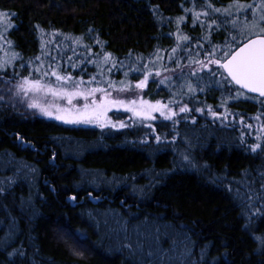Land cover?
<instances>
[{
	"label": "trees",
	"instance_id": "trees-1",
	"mask_svg": "<svg viewBox=\"0 0 264 264\" xmlns=\"http://www.w3.org/2000/svg\"><path fill=\"white\" fill-rule=\"evenodd\" d=\"M209 2L234 0H0V264H264V97L202 68L243 40V10ZM49 65L117 88L152 73L143 96L190 111L71 126L3 92Z\"/></svg>",
	"mask_w": 264,
	"mask_h": 264
},
{
	"label": "snow or ice",
	"instance_id": "snow-or-ice-1",
	"mask_svg": "<svg viewBox=\"0 0 264 264\" xmlns=\"http://www.w3.org/2000/svg\"><path fill=\"white\" fill-rule=\"evenodd\" d=\"M208 7L212 9L213 12L219 13L223 12L227 15H232L230 9L235 7L237 11L243 10V15L245 17L243 27L240 28V34L243 37L242 42H235L236 37H232L233 43H227L224 45V51L220 58H211L208 60L207 64H202V68H207L209 64L218 65L220 69V81H215V83L223 84H233L239 86L235 90V97L239 98L242 96H247L249 94H258L259 97H264V0H259V3L253 4H240L239 0H234L233 4H230L227 8H216L210 2ZM249 9H251V20L249 17ZM190 11V10H186ZM15 15V13H9L5 11H0V23H2L7 17ZM201 13H195V18H199ZM203 15L207 16L208 13L205 12ZM183 17H178L177 20H183ZM238 19V18H237ZM195 23V20H194ZM212 24H216V21H211ZM230 23L233 27H238L237 20H232ZM11 25L8 23L3 24V28L6 31ZM219 26V25H217ZM39 27V25H37ZM43 31V30H41ZM246 33V35H245ZM2 36V32H0ZM183 40H188L189 37L182 36L179 37ZM207 39V37H205ZM97 43H100L97 40ZM220 49V46H214L213 50L209 52L210 57L215 56V52ZM172 52H176L173 48ZM18 53H13V56H17ZM111 54L108 53L104 56L105 62H108ZM39 59V58H37ZM71 59V58H69ZM137 59H140L139 57ZM171 59V57H169ZM10 63V61H8ZM6 63H0V67H6ZM23 67V65H21ZM59 67V65H57ZM123 67V65H121ZM49 70L37 68L36 71L39 73V78H30V76L22 77L21 82L17 85L18 93L23 92L25 96L29 93H43L45 95L51 94L53 97H59L62 99H67L68 107H61L58 104L53 105H43L33 99L29 107L37 108L44 114L48 116H55L56 119L66 121L69 123H88V124H98L100 127H105L108 124L111 127L124 128L127 125L123 121L118 123L112 122L108 118L107 113L113 108H124L133 113L137 118L143 120H155L157 116L154 113H159L160 116L165 119L171 120L177 115L167 104H162L161 101L157 100L155 103L144 100L143 98L132 99L129 101L117 100L111 98V94L108 93L103 88H82L85 82L81 78L80 80H74L71 74L60 75L56 69H52L49 65ZM141 71V70H137ZM148 73L145 75L144 79L139 81L135 87L144 88L146 87ZM213 76L216 75L215 72L211 73ZM127 75V73L125 74ZM159 75V73H156ZM55 76L57 81V87H53L51 83L45 82V77ZM95 77H92L87 83L91 84ZM67 81L72 87L63 86L61 82ZM112 87L115 89V85ZM131 85H125L118 91H127ZM189 91H196L191 84L188 85ZM97 92L103 93V98L97 100L95 94ZM76 97H82L84 103L82 106L77 107L73 105L72 101ZM92 98L89 100V98ZM54 109V110H53ZM180 112H187L190 109L187 105L179 109ZM198 111H203V109H198ZM216 115V113H213ZM178 122V121H177ZM154 127V125L152 126ZM251 127V125H249ZM155 139L157 142L160 141L161 137L157 134ZM253 149L260 148L259 144L251 146ZM187 158V157H186ZM70 199L75 200L76 197L72 196ZM129 247H131L129 245Z\"/></svg>",
	"mask_w": 264,
	"mask_h": 264
},
{
	"label": "rangeland",
	"instance_id": "rangeland-1",
	"mask_svg": "<svg viewBox=\"0 0 264 264\" xmlns=\"http://www.w3.org/2000/svg\"><path fill=\"white\" fill-rule=\"evenodd\" d=\"M7 55H8L7 54V50L1 49L0 50V61H3V59H5L7 57ZM207 63L208 62H205L204 64H207ZM210 65L211 64H209L208 66H210ZM71 76L74 78V80H77V81L81 79V78H77V77L73 76L72 74H71ZM158 76H161V74H159ZM82 79L85 82L83 85H81L82 88H96V87L103 88L108 93L111 94V98H113V99L124 100V101L127 102V101L132 100V99H137L138 100L139 98H143L144 100H149V101H151L153 103H155L157 100H159V101H161L162 104H167L169 106V108H171L173 111H175L177 113V115L182 113V112L179 111V109L186 105V104H181L179 106H176L173 103H171L169 101H165V100L160 99V98L154 99V98H150V97H144L143 96V91H142L144 88L141 89V88H136V87H130L129 90H127V91H118L119 89H121L123 87H119V88L115 87V89H114L112 86H107L105 84L106 79L104 77L102 78L101 76L98 77V79H102V81L99 80L100 83L92 82L91 84H89V83H87L89 81L88 79H86V78H82ZM141 80H143V79H141ZM20 82L21 81L17 82V84L15 83L13 86L11 85V87H9V88H7L5 86L3 88V92L11 97L10 99L12 100V102L19 103V105H20L19 108H21L22 110L25 109V111L37 112L39 115H41V116H43V117H45L47 119L54 120V121L60 122V123L65 124V125L103 128V127H100L98 124L69 123V122H66V121H62V120L56 119L55 116H51L50 117V116L44 114L43 112H41L37 108L29 107V104L32 103L33 99H35L36 101H38L39 103H41L43 105L58 104L61 107H68L69 105H68L67 99H62V98H59V97H53L50 93L47 94V95H45L43 93H39V94L29 93L27 96H25L23 92H19L18 93L17 85ZM45 82L51 83L53 85V87H57V81H56V77L55 76H51L50 78L45 79ZM61 83L63 84V86L68 87L69 89H71V87H72V85L69 82H67V81H64V82H61ZM126 84H128V83H126ZM95 98L97 100L102 99L103 98V93L97 92L95 94ZM91 99L92 98L90 97L89 100H91ZM72 103H73V105H76L77 107H79V106L83 105L84 100H83L82 97H76L72 101ZM113 112H127L132 120L141 121L140 118L135 117L132 112H130V111L124 109V108H113L107 113L108 118H110V120L112 122L118 123L120 121H123L125 123V125H127V126L129 125V122H128L127 118L124 119V118L115 117L113 115ZM154 115H156L157 118L165 119L164 117L160 116L159 113H154ZM176 116H174L172 119H174ZM165 120H168V119H165ZM152 121L153 120H143L142 122L150 123ZM105 127H111V125L108 124ZM111 128H113V127H111ZM115 129H120V127H115Z\"/></svg>",
	"mask_w": 264,
	"mask_h": 264
},
{
	"label": "water",
	"instance_id": "water-1",
	"mask_svg": "<svg viewBox=\"0 0 264 264\" xmlns=\"http://www.w3.org/2000/svg\"><path fill=\"white\" fill-rule=\"evenodd\" d=\"M237 86V85H236ZM239 87V86H238ZM145 88V87H144ZM252 95H256V96H258V94H255V93H253Z\"/></svg>",
	"mask_w": 264,
	"mask_h": 264
}]
</instances>
